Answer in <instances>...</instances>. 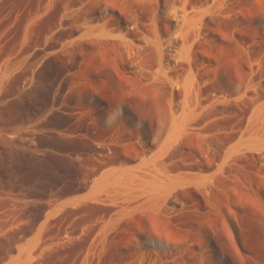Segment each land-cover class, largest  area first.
<instances>
[{
    "label": "rangeland",
    "instance_id": "rangeland-1",
    "mask_svg": "<svg viewBox=\"0 0 264 264\" xmlns=\"http://www.w3.org/2000/svg\"><path fill=\"white\" fill-rule=\"evenodd\" d=\"M179 1L0 0V264H264V0H181L203 9L171 51L187 91L143 77ZM85 6L135 18L138 56L80 44ZM172 116L185 121L167 140ZM143 144L161 149L149 163L170 169L177 205L102 237L113 207L92 181Z\"/></svg>",
    "mask_w": 264,
    "mask_h": 264
},
{
    "label": "bare ground",
    "instance_id": "bare-ground-1",
    "mask_svg": "<svg viewBox=\"0 0 264 264\" xmlns=\"http://www.w3.org/2000/svg\"><path fill=\"white\" fill-rule=\"evenodd\" d=\"M179 2L178 5L174 3L175 5L172 6L168 15L170 22V25H168L171 26L173 31L169 33L166 38V46L163 47L164 42L160 40L161 38L155 40V34L157 33L154 32L153 29L155 26H153L152 31L154 35H152L154 39L153 37L152 39H148L149 41L155 40L153 47H155L158 53L157 66L154 70L149 71L153 68L147 70V76L143 77H145V79L147 77L151 79V86L157 87L161 84L169 83L173 88H182L184 91H187L192 84V76L189 71H186L183 75H173L169 73L171 64L175 61V55H173L171 51L173 50L174 52L185 54L190 40H193L190 37V30L195 22L202 17L203 9L200 8L202 3L190 5L185 1L180 0ZM94 4H96V2H94ZM82 11L81 24L83 27L81 29L79 26L80 32L78 34V40L81 42L80 44L91 40L103 46H111L117 51L122 61L138 53L137 49L140 47V44L137 45L129 40V36L131 35L130 28L133 25L132 23L136 20L135 18L134 21L130 18L120 20L115 16L108 18L107 16L104 17L93 8H86V6L83 7ZM135 25L137 24L135 23ZM146 38L144 41L148 42ZM150 44L151 43H149V45ZM140 50H142V48ZM141 54L143 53H140V55ZM134 58L136 59V57ZM145 58H143L144 62H142L144 64H146ZM142 63L140 64L142 65ZM173 64H175V62ZM148 65L146 64L147 67ZM136 66L137 65H135V67ZM119 70L122 73L125 71L124 67H119ZM49 72L50 70L48 68H44L42 71V76L46 80L49 78ZM32 102V99L29 100V103L32 104ZM184 121V116H172L167 140L182 129ZM160 151L161 149H152L148 144H143V155L144 153L149 155L140 158L134 164L119 160L118 164L102 169L94 177L91 185L90 197L97 200H104L109 206L113 207V209L107 210L108 218L104 220L100 226L102 237H104L106 228L117 225L123 217H132L134 213H137L138 215L135 221L140 223L143 222L141 217L144 211H150L155 214L156 212L160 213L158 211L162 210L164 211L162 213H167L177 205L176 200L172 198V188L175 185L173 181L174 175L170 174V169L163 164L157 165L149 163L151 159L159 155ZM131 221L134 220H127L125 225L131 226Z\"/></svg>",
    "mask_w": 264,
    "mask_h": 264
},
{
    "label": "clouds",
    "instance_id": "clouds-1",
    "mask_svg": "<svg viewBox=\"0 0 264 264\" xmlns=\"http://www.w3.org/2000/svg\"><path fill=\"white\" fill-rule=\"evenodd\" d=\"M112 122H113L112 117L109 116V117H106L105 118V124L106 125H109L110 126L112 124Z\"/></svg>",
    "mask_w": 264,
    "mask_h": 264
}]
</instances>
